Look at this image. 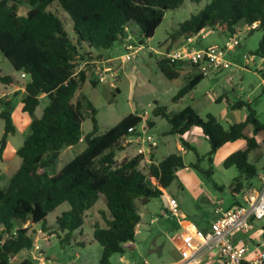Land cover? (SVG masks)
Returning <instances> with one entry per match:
<instances>
[{"label":"trees","instance_id":"1","mask_svg":"<svg viewBox=\"0 0 264 264\" xmlns=\"http://www.w3.org/2000/svg\"><path fill=\"white\" fill-rule=\"evenodd\" d=\"M185 1L0 0V52L17 74L27 75L22 112L31 119L29 135L16 150L21 164L8 184L0 186V264H37L30 256L21 261L18 259L34 247L37 231L33 227L40 225L41 231L46 232L47 217L65 203L69 209L55 219L54 233L59 247L75 249L73 242L78 233L82 234L87 213L100 203L103 205L99 211L103 224L94 226L93 240L102 248L100 264H109L112 255H125L132 247L128 243L135 241L141 220L138 201L145 205L150 199L161 197L177 178L179 169L192 168L211 181L214 188H219L212 180L214 155L227 143L243 140L246 144L244 149L231 153L223 161L225 169L235 167L239 171V177L230 185L232 196L245 186L249 187L250 181L257 177V167L249 161V156L254 151L264 154V123L260 122L249 102L239 100L232 104V109H244L246 116L243 121L227 127L212 114L202 118L192 107L171 114L166 107L156 106L152 114L169 123L167 135L179 136L183 147L195 150L184 136L197 128L209 143L210 150L205 156L206 169L200 166L201 157H197L196 163L186 165L179 152L158 162L151 161L148 176L154 182L155 186H152L139 167L144 159L142 154L117 162L113 151L130 129L142 123V117L131 113L100 133L94 105L85 97L74 100L87 80L88 69L77 72V62L93 59L86 48L109 50L124 37L126 29L139 33L144 41L148 40L162 24L165 13L179 8ZM190 1L199 3L202 0ZM208 1L202 10L174 31L171 39L190 40L209 28L233 35L241 24H257L249 33L261 30L263 35L257 50L249 56L264 60V0ZM23 4L30 9L20 15L19 8ZM53 4L70 16L75 39L66 31L59 16L48 9ZM183 65L165 57L157 62L159 70L169 80L179 78ZM204 78L196 71L172 101H180ZM0 82L9 85L17 80L0 71ZM42 96L47 98L48 104L38 118L35 112ZM0 104V118L4 122L0 140V159H3L7 139L15 134L16 127L11 115V101L0 100ZM86 116L91 119L92 130L83 136L82 124ZM148 126L151 128L152 124ZM247 126L253 127L251 136L245 134ZM77 145H84L80 153L55 174H50L48 169L54 165L59 152L66 146ZM86 243L84 240L80 246L85 247Z\"/></svg>","mask_w":264,"mask_h":264},{"label":"rangeland","instance_id":"2","mask_svg":"<svg viewBox=\"0 0 264 264\" xmlns=\"http://www.w3.org/2000/svg\"><path fill=\"white\" fill-rule=\"evenodd\" d=\"M208 0H202L199 3L186 0L182 6L174 10H168L165 13L162 24L157 28L155 35L145 40L143 43L137 38L135 42L144 46L136 57L127 62H121L120 59L128 52L125 50V43L120 38L111 49L97 50L92 49L94 53H101L104 56H111L115 61L112 62L113 69L116 70L118 78L107 77L105 82L101 83L97 79L96 66L90 64L87 66V80L82 88L77 92L74 100L80 101L82 97L90 101L97 109V120L99 132L103 133L109 128L116 125L125 116L134 113L142 117V126L149 128V133L158 141L155 149L148 150L144 153V159L140 163V169L147 175V179L152 186L154 182L148 176L150 162L160 161L163 157L172 153H181L186 165L196 163L197 157L203 160L200 166L204 169L208 167L205 158L210 150V145L204 136L198 132L190 131L184 138L195 148L189 150L181 144L177 135H167L170 129L166 119L154 117L152 114L156 106H164L171 114L178 113L186 107H192L202 118L207 114L214 116H224L230 112L229 105L239 100L251 103L256 110L258 119L264 123V60L254 56L253 60L246 62L244 55L249 56L258 48L263 32L255 30L247 33L243 24L238 26L240 30V45L234 52L229 53L228 58L243 69L231 68L221 73L205 77L197 87L178 102H173V97L186 84L187 80L192 77L196 71L190 65H183L179 78L175 80L167 79L159 70L157 62L167 53L177 46L188 47L192 49H205L212 45H223L229 33H222L217 29H205L190 40L183 41L178 39L173 41L171 35L180 25L188 20L192 15L197 14L208 3ZM30 6L23 4L19 8L20 15H25ZM55 12L62 20L66 31L75 39L73 22L70 16L64 12L57 4L48 8ZM138 36V35H137ZM169 49V50H167ZM89 50L88 48L85 49ZM92 56L93 59L100 57ZM91 60V59H90ZM91 62V61H90ZM11 64L0 52V69L8 73ZM92 82H95L93 85ZM1 87V85H0ZM13 109L11 111L12 119L16 127L14 135H9L7 147L4 151L3 159H0V186L8 184L10 177L21 164V159L16 155V150L22 146L29 135V126L27 119L31 120L28 115L23 116L22 111L17 110L22 106L19 97L12 96ZM222 98L221 101H217ZM48 104L45 96L41 98V104L38 106L35 115L40 117L44 107ZM85 105V101H84ZM2 104H0V111ZM27 119H26V118ZM223 125L236 122L230 114L224 119ZM92 130V122L89 116H86L82 124V135ZM4 132V122L0 118V140ZM253 127L247 126L245 134L251 136ZM190 140V141H189ZM245 142L237 141L223 147L214 155V175L212 180L219 186H225L223 191L214 189L211 181H208L202 174L192 168L179 169L177 178L171 186L163 192L158 198L150 199L143 205L138 201V209L141 216L140 223L136 229L135 247L127 250L123 256L112 255L109 258V264H124L123 260H129L130 264H169L176 261L177 250L174 245L173 237L176 233L177 223L174 217H164L163 209L166 206L167 195L174 197L178 204L180 213L184 214L188 220L195 223L201 228H205L212 221L213 216V197L227 199L230 197V188L234 178L239 177V171L233 167L225 169L223 160L233 151L244 148ZM84 148V145L66 146L58 154L52 168L48 169L50 174H55L66 162L74 158ZM115 159L122 161L129 157H134L136 147L123 146L114 150ZM249 161L258 168L264 164V154L260 151H254L250 154ZM244 180V178H241ZM253 181L256 182L254 178ZM245 183V182H244ZM257 183V182H256ZM248 189L245 186L244 190ZM103 208L102 204H96V207L89 212L86 217L85 248L80 249L81 256L76 258L71 250H64L59 247L57 236L49 237L54 230L52 224H55V215H58L69 209L67 203L59 206L54 213L47 217L49 225L47 231H41L40 225L35 226L37 229L36 237L41 238L39 245L42 247L41 253L46 255L47 264H100L102 254L101 246L93 240L90 230L94 218L97 215V209ZM153 220V222H152ZM264 223V221H263ZM90 232V235H89ZM88 234V235H87ZM46 238L50 240V245L46 244ZM40 255V257H45ZM29 256V255H28ZM27 256H20L21 261ZM212 264H221L218 259Z\"/></svg>","mask_w":264,"mask_h":264},{"label":"built area","instance_id":"3","mask_svg":"<svg viewBox=\"0 0 264 264\" xmlns=\"http://www.w3.org/2000/svg\"><path fill=\"white\" fill-rule=\"evenodd\" d=\"M256 25L245 26L244 30L249 33ZM125 32L122 40L128 53L120 59L122 63L133 60L144 49L142 44L138 45L135 42V38L141 43L144 42L139 33H134L131 29H126ZM240 40L239 30L230 35L223 45H212L205 49H192L180 45L164 53L163 57L171 62L190 65L197 73L208 77L231 68L243 69L228 58L229 53L234 52L240 45ZM244 58L246 62L253 60L247 55H244ZM113 61L115 60H79L77 72L86 69L90 64L97 65V79L103 83L107 77L118 78L116 70L109 65V62ZM100 64L105 66L100 68ZM21 77L26 78L27 75L21 73ZM149 131V128H145L141 123L130 129L129 133L120 139L117 147L126 145L136 147L134 157L140 154L144 156L147 150L149 152L158 146V141ZM257 181V186L236 194L235 203L230 206H227L226 199L215 198L213 201L214 218L207 230H202L197 224L188 220L180 213L177 200L167 195L163 216L174 217L177 223L173 241L180 257L175 264H207L215 258L220 259L222 264H264V242L251 247L246 238L252 231L254 222L264 219V168L258 172ZM39 241L41 238L35 237L34 247L28 252V255L35 260H39L41 255L42 247ZM128 245L133 246V243H128Z\"/></svg>","mask_w":264,"mask_h":264},{"label":"crops","instance_id":"4","mask_svg":"<svg viewBox=\"0 0 264 264\" xmlns=\"http://www.w3.org/2000/svg\"><path fill=\"white\" fill-rule=\"evenodd\" d=\"M88 52H91L92 53V56H97L96 54H100V56H101V60H107V58L108 59H112V60H114V58L113 57H111V56H104L103 54H101V53H94L93 51H92V49H89L88 50ZM97 60H99V58H96ZM96 61V60H95ZM95 66H97V65H95ZM105 65L104 64H100L99 65V67L100 68H102V67H104ZM0 71L4 74V75H12V76H14L15 77V79L17 80V82L16 83H11V84H9V85H4V84H2L1 82H0V85H1V87H0V100H5V101H11V105H12V107H13V98H12V96L14 95V97H19V99H20V101H21V104H22V99H23V96H24V83L28 80V78L26 77V78H22L21 77V74H17L15 71H14V69H13V67L11 66L10 67V69H9V72L8 73H5V72H3V70L2 69H0ZM22 107H23V104H22V106H20V107H18L17 108V110L16 111H18V110H20V111H22ZM229 108H230V112H226L225 114H224V116H216L217 118H218V120L219 121H223L222 119V117H224V119H226V117L230 114L231 116H233L235 119H237L236 120V122H241V121H243L244 119H245V116H246V113H245V110L244 109H232V104H230L229 105ZM2 111V110H1ZM22 114H23V116H25V113H23L22 112ZM12 115V114H11ZM27 115V114H26ZM26 118V117H25ZM27 119V118H26ZM30 122H31V120H28L27 119V123H28V126L30 125ZM233 123H235V122H233ZM230 124H232V123H229L228 125H230ZM191 131H194L195 133L196 132H198L200 135L202 134L201 133V131L199 130V129H197V128H193ZM189 133V132H188ZM186 136V135H185ZM184 136V137H185ZM179 137V136H178ZM186 141L188 140V139H186V138H184ZM190 141V140H189ZM245 142V141H244ZM230 143H227L226 145H224L223 147H226V146H228ZM245 146H246V144H245ZM245 146H244V148H245ZM193 147V146H192ZM222 147V148H223ZM222 148H220V149H222ZM244 148H241V149H244ZM219 149V150H220ZM218 150V151H219ZM240 150V149H239ZM218 151H217V153H218ZM235 151H237V150H233L231 153H233V152H235ZM216 153V154H217ZM230 153V154H231ZM229 154V155H230ZM228 155V156H229ZM227 156V157H228ZM250 157V156H249ZM225 160V159H224ZM223 160V161H224ZM261 167H257V170H258V172H260L263 168H264V164H261L260 165ZM185 169H188V168H185ZM256 179V182L255 181H250V186L248 187V189L249 188H252V187H255V186H257L258 185V181H257V177L255 178ZM219 186V185H218ZM219 188H221L222 189V191L224 190V188H225V186H219ZM219 188H214L215 190H217V191H220V189ZM229 188H230V186H229ZM219 189V190H218ZM164 193H165V191H163ZM229 192H230V197L229 198H227L226 199V204H227V206H230V205H232V204H234L235 203V198H234V196H232V194H231V190H229ZM215 198H217V196L216 197H213V199H215ZM101 210V208H99V209H97V215L95 216V217H93L94 218V222L92 223V226L90 227V230L92 231L93 230V228H94V226H96L97 224H100V225H102L103 224V220H102V216H101V214H100V211ZM91 212V211H90ZM61 214V213H60ZM60 214H58V215H60ZM58 215H55V219H56V217L58 216ZM90 215V213H87V216H89ZM184 215V214H183ZM86 216V217H87ZM212 216H213V212H212ZM213 218H214V216H213ZM213 220V219H212ZM263 221H264V219L263 220H261V221H257V222H254V224H253V229H252V231L249 233V235L246 237L248 240H249V242H250V244H251V247H254V246H257L259 243H262V242H264V223H263ZM48 225H49V223H48ZM209 225H210V223L208 224V226H206L205 228H201V226H199V228H201L202 230H207L208 228H209ZM37 226V225H36ZM52 226L54 227V230H55V224H52ZM33 229H35V226L33 227ZM86 229V218H85V224H84V227H83V229H82V234H80V233H78L77 235H78V237H77V239L73 242V246H75V249L74 250H71V252L74 254V256L76 257V258H78L79 256H81V250L80 249H83V248H85V247H82V246H80V245H82V243H84V240H86L85 239V230ZM36 231L38 232V230L36 229ZM88 235V234H87ZM89 235H90V232H89ZM92 235H93V232H92ZM53 236H56V234L53 232L52 234H51V236H49L50 238L51 237H53ZM42 240V239H41ZM46 244L47 245H50V240H48L47 238H46ZM78 247H77V246ZM135 247V244L133 243V246H132V248H134ZM61 251H64V250H61ZM41 255H45V254H42L41 253ZM22 256H27L28 257V253H22L21 254V257ZM179 254H178V252H177V258H176V261H174V262H172V263H169V264H175L178 260H179ZM216 259H218V258H215V259H213L211 262H209V263H207V264H212L213 262H214V260H216ZM219 260V262L222 264V262L220 261V259H218ZM37 264H47V263H49V260H47L46 261V255H45V257L43 256V257H40V259L39 260H37ZM47 262V263H46ZM123 262H124V264H130V262H129V260H127V259H125V260H123ZM69 264H74V262H72V261H70L69 262ZM144 264H147V261H145V263Z\"/></svg>","mask_w":264,"mask_h":264}]
</instances>
